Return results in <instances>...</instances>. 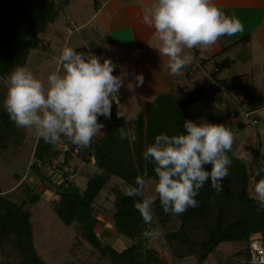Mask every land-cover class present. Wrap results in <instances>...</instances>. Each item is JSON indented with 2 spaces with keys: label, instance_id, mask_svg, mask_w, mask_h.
<instances>
[{
  "label": "trees",
  "instance_id": "1",
  "mask_svg": "<svg viewBox=\"0 0 264 264\" xmlns=\"http://www.w3.org/2000/svg\"><path fill=\"white\" fill-rule=\"evenodd\" d=\"M60 16V8L54 0H0V80L15 67L24 66L28 55L41 45L40 35L46 26L54 23ZM205 60L201 61L204 63ZM189 63L182 69L183 75L189 77ZM219 71L227 66V61L216 63ZM216 71V72H217ZM224 80L215 79L209 86L195 80L190 89L176 86L168 93L160 94L149 102L135 116L126 120L117 114L112 104L110 118L98 117V123L104 125L101 137H94L89 147L83 149V161L93 158V168L86 176L84 189L75 181L68 182V172H75L70 163L73 158L65 154L63 165L58 167L61 179L53 182L50 175L43 173V168L50 167L53 159L60 153V146L45 143L36 136L32 150V162L27 171L35 180L43 182L54 194L52 211L66 226L76 224L81 238L99 255L112 264H159V253L151 247H144L146 237L143 233L149 227L164 228L176 217L179 227L163 233V240L170 258L177 259L182 255L176 245L182 246L185 253H199L197 263L206 260L210 252L222 242L248 241L246 249L247 264L251 263L250 237L259 234L264 240V209L257 211V203L248 195V181L253 183L264 177V154L260 156L258 166L252 173L248 165L237 158L232 151L228 153L231 165L228 175L222 181L223 190L216 192L208 182L199 189L195 197L198 207L188 208L181 214L164 213L159 200L154 194L153 223L146 225L134 208V201L140 197L125 195L127 186H134V178L141 175L154 185V164L142 158V152L153 143L159 133L172 136L181 134L185 119L197 122L211 108H217L224 99L218 94V87L223 86L228 92ZM239 108L255 111L256 96L248 93L239 101ZM227 110L226 114L212 121V124L232 125L242 130L245 125L240 120L238 109ZM232 117L236 121H228ZM257 120V119H256ZM258 122V121H257ZM125 131V138H119L118 129ZM24 138V129L15 126L3 107H0V152L9 147H20ZM71 147V146H69ZM210 165L205 170H210ZM25 194L29 188L23 189ZM108 190L112 198V208L107 212L117 235L131 241L130 245L120 251L108 244H102L94 232L99 224L94 207L95 199ZM39 201L38 195L24 197L14 203L3 196L0 191V244L10 242L15 253L14 264H45L33 244L32 215L29 205ZM197 222H207L202 229L201 241L194 244L191 234Z\"/></svg>",
  "mask_w": 264,
  "mask_h": 264
},
{
  "label": "clouds",
  "instance_id": "2",
  "mask_svg": "<svg viewBox=\"0 0 264 264\" xmlns=\"http://www.w3.org/2000/svg\"><path fill=\"white\" fill-rule=\"evenodd\" d=\"M142 22L154 30L159 42L156 50L167 57L170 75L180 73L192 62L186 50L208 48L218 38L230 37L244 27L235 13L225 14L213 0H154L143 9ZM58 63L62 72L48 74L46 85L25 67H15L4 78L7 91L2 107L15 126L33 129L47 144H63L65 149L71 146L73 152H79L103 134L104 125L98 123V117L110 118L126 73L121 70V74L113 75L118 66L110 59L101 63L100 57L72 47L61 50ZM135 80L139 86L142 77L137 75ZM182 128L184 131L177 135L157 134L141 154L154 164L153 191L163 212L176 215L198 207L195 197L205 182L216 192L223 190L234 141V133L223 124L185 119ZM118 132L123 140L124 129ZM241 155L252 159L248 152L241 151ZM206 165L210 170H205ZM146 183L153 181L146 182L137 175L125 195L140 197L133 206L143 222L152 225L155 198L144 195ZM250 195L257 211L264 209V177L251 185ZM162 235L158 227L143 233L149 240H159Z\"/></svg>",
  "mask_w": 264,
  "mask_h": 264
},
{
  "label": "crops",
  "instance_id": "3",
  "mask_svg": "<svg viewBox=\"0 0 264 264\" xmlns=\"http://www.w3.org/2000/svg\"><path fill=\"white\" fill-rule=\"evenodd\" d=\"M63 1L55 0L60 6V13L63 14V10L67 9V14L61 15L60 20L50 24L52 31L49 39L56 46L55 70L58 69L61 50L70 43L75 51L100 57L101 63L104 59H110L118 66L113 75L121 74V70L126 73L117 94L120 100L119 108L123 107L124 113L136 102L143 99L152 102L158 95L168 93L175 85L190 89L192 86L180 84L181 79L185 78L192 83L198 80L205 83L204 85H210L215 79L224 80L228 92L224 94V102L220 106H227L228 110L239 109L238 104L243 96L248 92L254 93L258 106L254 117L259 121L258 114L264 115V0H213L225 14L235 13L244 27L242 31L230 37L218 38L215 44L208 48L194 47L186 50L193 57L189 68L195 73L192 78L185 77L182 71L176 75L168 73L167 57L160 56L156 50L159 42L154 30L142 22L143 9L150 7L154 0H71L72 5L70 1L66 4ZM61 24L64 26L61 27ZM84 44L89 47L87 52L83 50ZM44 56L52 58L54 55L46 52ZM238 57H242L244 62L241 64H245L248 71L231 70ZM34 59L39 61V64L43 61L38 55ZM203 60L205 62L201 63ZM224 60L227 61V66L217 71L216 63ZM137 75L142 77L139 86L135 80ZM117 114L122 115L118 113V108ZM228 121L234 123L236 120L230 117ZM254 128L245 126L238 130L235 125L229 128L234 133L232 153L249 166L250 163L253 165L256 153L259 154L258 160L264 154V148L260 151L262 140L259 137L264 130L255 132ZM104 130H101L102 133ZM101 136L102 134L96 138ZM250 139L252 145L249 144ZM255 141L257 151L252 147ZM241 151L250 153L251 161L242 156ZM255 235L252 236L255 241L260 239V236ZM161 257L159 254V264Z\"/></svg>",
  "mask_w": 264,
  "mask_h": 264
},
{
  "label": "rangeland",
  "instance_id": "4",
  "mask_svg": "<svg viewBox=\"0 0 264 264\" xmlns=\"http://www.w3.org/2000/svg\"><path fill=\"white\" fill-rule=\"evenodd\" d=\"M67 1H70V4L72 5L71 0H64L63 2L66 4ZM56 5L60 8L58 4ZM63 9L66 8L63 7ZM66 10H63V14L62 12L60 13L58 20L61 19V15L65 16L67 14ZM63 26L64 24H61V27ZM51 31L52 26H50L49 24L46 26L44 32L40 35L42 41L40 47L37 49V51L34 50L36 52L32 51V54L30 53L28 55L24 66H22L31 71L33 75L37 79H40L45 85L48 74L54 71L62 72L60 65H58L59 70H55L57 60L55 59L56 52L54 51L56 49V46L53 45L52 41H50L49 39V34H51ZM71 46H73L72 43H70L67 47ZM88 48V45L84 44L83 50L86 51V49L88 50ZM46 52L49 54H53L54 56L52 58L45 57L44 53ZM37 55L41 57V60H43L40 64L39 61H35L34 59V57ZM241 59L242 57H238L237 60H235L233 64L234 66L231 67V70H241L242 72L243 70L248 71V67H245V64H241L242 62H244ZM191 73L193 76L191 75L189 76V78H192L195 75V73L192 72V69ZM180 84L189 87L192 86V82L185 78L181 79ZM206 85L209 86V84ZM6 91V81L0 80V107L2 106V101L5 97ZM218 93L223 99L224 94H222L219 90ZM147 103L149 102L145 101V99L136 102L132 107L128 109L126 113H124V108H119V106L118 113L122 114L121 116H124L126 120H129L137 113H139ZM219 107L223 109L225 106L223 105ZM225 109L221 111L217 108H211L210 110L205 112L197 122L204 121L207 123H212V121L218 118L220 114H224L225 111H227ZM258 115L260 116L258 125L251 126L255 127L253 129L255 132H261L264 130V115L262 113H259ZM23 129L24 138L20 147H13L9 143V147L6 150L0 152V191L2 192L3 196L7 197L14 203H19L20 199L24 197L38 195L39 201L35 205L28 206L32 215L31 221L33 229V244L37 250V253L45 264H112L107 259H101L97 252H95L87 244V242L81 238L78 226L76 224L73 223L69 226H66L53 213V192L50 191L43 182L35 180L34 177L29 175L27 171L30 163L32 162L31 155L37 135L33 129ZM259 137L262 140V146L260 149V151H262L264 148V133H260ZM251 139L249 140L250 145H252ZM252 147L254 151H257V141H255V144H253ZM255 157L256 158L252 163L253 165H251V163L250 166L248 165L249 173H252L253 169L258 166V163L260 161L257 158L259 157V154L256 153ZM70 164L75 167V177L73 181H75V184L80 189H82L83 185H85L87 174L92 171L93 162L90 160L87 162H83L82 157L78 160L74 159ZM46 168L47 167L43 168V173L50 175L51 179L53 181H56L57 175L53 174L52 176V174L47 171ZM252 184L253 180L250 178L248 181V195H250V187ZM26 188H29L28 194H25L23 190ZM153 188V183H146L144 195L154 196L155 192L153 191ZM111 206L112 198L108 195V190H103L97 196L94 203V207L99 220V224L95 226L94 232L102 244H108L113 249L120 251L123 248L129 246L131 241L115 233V230L111 224V220L107 214V212L111 210ZM206 224L207 222L196 223V228L191 234V239L194 241V244H198L199 241H201L202 236L200 235L202 234V229L206 226ZM178 227L179 220L176 217H173L164 228H159V230L163 234L164 232L174 231ZM252 236L249 238L251 242L249 245L251 248V256L254 253L253 248L255 246V238ZM255 236L260 235L256 234ZM163 237L164 236L162 235V238L159 240L146 239V241L143 242L144 247L154 248L158 251L160 256H162L160 258V264H198L197 257L199 253H195L194 255L188 252L185 253V250H183L184 248L179 245H176V249L182 255V257L177 259L170 258L169 253L166 250ZM256 240L264 250V240H261V238H258ZM247 248L248 241L244 240L222 242L210 252L206 260L201 264H247L245 254ZM15 262V253L11 246V243L7 242L0 244V264H14Z\"/></svg>",
  "mask_w": 264,
  "mask_h": 264
},
{
  "label": "built area",
  "instance_id": "5",
  "mask_svg": "<svg viewBox=\"0 0 264 264\" xmlns=\"http://www.w3.org/2000/svg\"><path fill=\"white\" fill-rule=\"evenodd\" d=\"M196 66L198 67L199 63H197ZM188 73L190 76L192 75L191 69L188 70ZM218 90L222 94H225V88L223 86H219ZM113 104L115 105L116 108H118L120 106V100H119L118 96H117V100L115 102H113ZM238 111L240 114V120L245 126H255L257 124V120L254 117L253 111L249 112V111H245L244 109H241V108H239ZM60 149H61V153L55 159H53L52 165L50 167L46 168L47 171H49L52 174V176H53V174L57 175L56 181H53L50 177V179L53 182H57L61 179V173L59 172L58 167L63 165V160L65 157V154H69L73 158V160L74 159L75 160L81 159L83 157V154H84L83 149H81L79 152H73L71 147H68L67 149H65L64 145H61ZM89 160L93 162V158H90ZM74 177H75V172H68L66 179L68 182H70V181H73ZM254 242H255V246L253 248L254 253L251 256L250 262L254 263V264H264V250H263L262 246L257 241L254 240Z\"/></svg>",
  "mask_w": 264,
  "mask_h": 264
}]
</instances>
